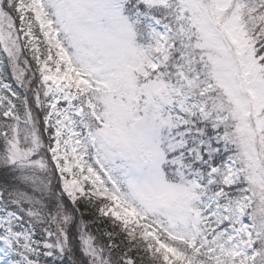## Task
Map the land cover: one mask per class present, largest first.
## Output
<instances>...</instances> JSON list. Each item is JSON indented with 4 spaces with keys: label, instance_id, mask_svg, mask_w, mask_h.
I'll return each instance as SVG.
<instances>
[{
    "label": "snow or ice",
    "instance_id": "obj_1",
    "mask_svg": "<svg viewBox=\"0 0 264 264\" xmlns=\"http://www.w3.org/2000/svg\"><path fill=\"white\" fill-rule=\"evenodd\" d=\"M0 264H264V0H0Z\"/></svg>",
    "mask_w": 264,
    "mask_h": 264
}]
</instances>
